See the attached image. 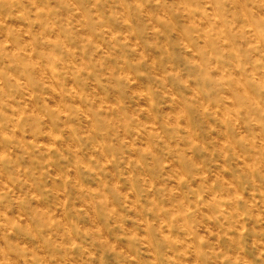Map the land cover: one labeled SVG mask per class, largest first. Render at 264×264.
<instances>
[{
	"label": "clouds",
	"instance_id": "obj_1",
	"mask_svg": "<svg viewBox=\"0 0 264 264\" xmlns=\"http://www.w3.org/2000/svg\"><path fill=\"white\" fill-rule=\"evenodd\" d=\"M0 264H264V0H0Z\"/></svg>",
	"mask_w": 264,
	"mask_h": 264
}]
</instances>
